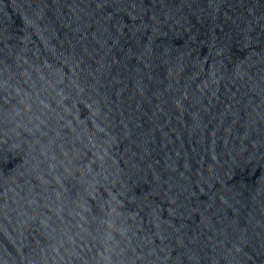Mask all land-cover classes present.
I'll list each match as a JSON object with an SVG mask.
<instances>
[{
  "label": "water",
  "instance_id": "95a60500",
  "mask_svg": "<svg viewBox=\"0 0 264 264\" xmlns=\"http://www.w3.org/2000/svg\"><path fill=\"white\" fill-rule=\"evenodd\" d=\"M0 264H264V0H0Z\"/></svg>",
  "mask_w": 264,
  "mask_h": 264
}]
</instances>
